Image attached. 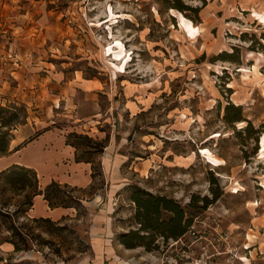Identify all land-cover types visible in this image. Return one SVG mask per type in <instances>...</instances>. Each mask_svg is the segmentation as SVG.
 Segmentation results:
<instances>
[{"label":"rangeland","instance_id":"rangeland-1","mask_svg":"<svg viewBox=\"0 0 264 264\" xmlns=\"http://www.w3.org/2000/svg\"><path fill=\"white\" fill-rule=\"evenodd\" d=\"M51 1L55 49L44 56L29 46L7 72L0 152L11 130L33 123L40 131L91 137L73 141L80 156L93 158L97 173L85 188L88 173L59 162L60 150H37L47 141L26 150L23 158L38 171L40 187L61 180L77 188L82 206L73 207L63 221L53 220L67 229L47 233L45 223L38 226L29 210L23 212L33 188L14 189L0 176V240L10 236L11 225L25 224L35 235L17 254L0 246V264L90 257V234L97 224H109L110 239L125 246L120 236L141 228L132 199L138 193L173 199L193 220L178 238L161 235V229L140 231L151 247L138 246L147 255L140 264H264V55L257 53L264 45V0H243V27L238 21L222 33L215 28L210 40L189 19L193 11L173 8H196L203 0ZM11 3L17 4L12 13L25 10L22 0ZM23 20H30L26 31L38 33L33 18ZM10 24L7 33L14 31ZM240 27L248 33L243 41L231 38ZM43 45L48 48L46 42L39 48ZM224 47L233 58L213 56ZM86 79L98 87L83 90ZM229 103L234 106L227 114ZM111 135L124 143L123 178L112 177L101 164ZM133 161L143 164L131 168ZM45 210L37 202L36 216ZM80 241L89 245L84 252Z\"/></svg>","mask_w":264,"mask_h":264},{"label":"crops","instance_id":"crops-1","mask_svg":"<svg viewBox=\"0 0 264 264\" xmlns=\"http://www.w3.org/2000/svg\"><path fill=\"white\" fill-rule=\"evenodd\" d=\"M11 1L17 2L19 0H0L1 104V96L7 92V72L18 65V63L16 62L17 58L27 55L30 49L29 46H33L34 50H37L40 55H49L50 52L55 49L53 47L55 45L56 39V34L53 33V28L55 27L54 15L56 13L55 6L51 5L53 1L30 0V3H28L27 1L29 0H22V5L25 10L20 13H12V10H15L17 4L11 3ZM29 4H33V8L30 7ZM2 6H9V11H5ZM30 10L32 12L31 14ZM221 11L222 14H220ZM241 11H243V0H203V3L199 4L198 20H193L191 18L189 19H191L193 24L199 29V35L202 36L203 39L210 40L209 35L212 34V31L215 30V28H218V32L221 31L222 33V31L226 28H233L231 27L232 24H236V22L238 21L243 27V13ZM240 14H242L241 17ZM25 17H29L30 19L33 18L34 23L32 24V28L37 30L38 33L31 34L30 32L26 31L25 28H23L28 27L30 23V20L28 21V24L25 23V21L23 20V18ZM12 20L15 21L13 24H10ZM16 20H18V22H16ZM8 23L10 24V26L15 27L14 31H11L10 33H7L8 30L6 29ZM237 30H240V32L231 34V38L243 41V35L247 36L248 33L243 31V28L241 27ZM41 42H46L48 48H45V45H43L42 48H39ZM261 48L263 50H257V53H263L264 55V46H262ZM222 53L232 54L233 52L227 49V47H224L219 51H216V53L214 52L213 56H219ZM8 56H10L12 62H15L14 64H11L10 60L5 61ZM81 86L85 91H94L98 87V83L97 81H94L92 79H86L83 83H81ZM84 125L87 126V124ZM4 126L6 128V125ZM11 131H13L11 140L7 143V145H5V148H2V151L0 152V171L7 169L15 164L33 168L30 167L33 166L32 164L25 161L23 155L25 154L26 150L32 147L37 148V145L40 144L39 141L42 140L41 143H43V141H47L48 144H46L45 148L40 145L37 150H60L61 154L58 158V161L61 163H66L68 168H76V173L80 169H83L85 174L88 173V175H86L87 180L86 182H84L85 188H88L89 186H91V184H93L94 178L92 162L85 160H76L77 150L73 145L68 143V134H63L53 128H47L40 131V129L38 127H35L33 123L31 125H21L20 127ZM24 133L26 135H32V137L34 138L26 140V136H24ZM123 144L124 143L120 144L115 139V136L111 135L109 145L107 146V154L105 156H101V164L103 165V169L106 173L109 172L112 177H124L123 173H121V166L126 161L127 157L120 151ZM142 164L143 163L141 162L133 161L131 168H133L134 166V168H136L137 166ZM60 181L58 182L63 184L62 181ZM70 184L75 185V187L79 185L78 182H73L72 180L70 181ZM44 187L45 186H41V188ZM74 189L76 190L77 188ZM37 202L43 203L47 208V211H43V214L39 217H50L51 219L56 221H63L64 217L70 216L72 210H75L73 207L51 208L44 196L42 194H38L33 198V205L28 212V216L32 218L38 217L35 214L37 209ZM109 230L110 226L107 223L101 225L97 224V226H94V230L92 231L93 233L90 234V244L92 247L90 257L84 254L83 257L72 263L57 261L50 264H140L142 262L141 260H143L140 258H144L147 256L144 254L145 252L143 251V249L138 246L128 248L126 246H123L122 244H115L110 239ZM0 246L1 249L5 252L17 254L15 246L10 242H4Z\"/></svg>","mask_w":264,"mask_h":264},{"label":"trees","instance_id":"trees-1","mask_svg":"<svg viewBox=\"0 0 264 264\" xmlns=\"http://www.w3.org/2000/svg\"><path fill=\"white\" fill-rule=\"evenodd\" d=\"M173 8H177L180 11L191 10L195 13V16L191 19L198 20L199 18V7L194 8L190 7L189 5L182 6L178 4L175 5ZM232 55L233 53H222L219 56L231 57ZM233 56L231 58H233ZM230 106L234 105H231V103H229V105L226 107L227 114L228 110L231 108ZM235 108L240 109V105ZM2 110L3 108L0 109V112ZM235 120H241V117L237 116ZM75 137L78 139L83 137L87 139V141H90L91 137H89L88 135L82 136L77 133H71L69 134L67 141L69 144L73 145L77 150L76 160H85L92 162L93 176L96 175L97 170L93 158H85L84 156L79 155L78 144L77 142L73 141V138ZM96 145L101 148L99 151L103 150L104 146L101 142H98ZM94 150L96 151L97 148H94ZM0 176L5 177L7 183L14 189L25 190L28 187L33 188L32 198L28 202H26L29 204V208L24 209V213L30 210L33 205V198L38 194H42L44 196L51 208L78 207V205L82 206L80 198L74 195V192L76 190L68 185H64L56 180H52L44 188H41L39 183V175L37 171L33 168H28L22 165L15 164L7 169L0 171ZM143 194H146L147 197L142 196V193L135 194L132 197L133 201L138 205L136 220L138 221V223L141 224V228L139 230H133L122 234L120 236L121 243H123L128 248H133L136 246H145L147 250H150L151 247L144 241L147 235L139 233L142 230L151 231L161 229V235L176 238L182 236L185 232H187L193 220L192 218H186V211L184 210V208L181 207L179 203L166 196L153 195L149 193ZM164 212L169 213L171 215H168L166 218L162 219V215ZM2 214L6 215L7 217L11 216V218L12 216H14V214L12 215V213L10 212H5ZM33 219V222H37L39 224L38 226H41L45 223L47 225V233H52L55 230H65L68 228L67 225L57 226L56 222H54L53 219H51L50 217H35ZM53 226L56 227L53 228ZM9 232L10 236L1 239L0 244L4 242H10L15 246L16 251L27 249L32 240H34L35 238L34 234L30 236L27 231V225L25 224H22L21 226L11 225L9 228ZM85 243V241H80V244L86 245ZM88 247L89 245H86L85 249L81 250V252L86 251Z\"/></svg>","mask_w":264,"mask_h":264}]
</instances>
